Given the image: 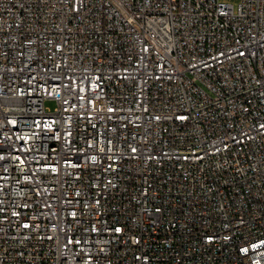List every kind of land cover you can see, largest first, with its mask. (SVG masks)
<instances>
[{"label":"built area","instance_id":"2783aa9c","mask_svg":"<svg viewBox=\"0 0 264 264\" xmlns=\"http://www.w3.org/2000/svg\"><path fill=\"white\" fill-rule=\"evenodd\" d=\"M0 264H264V0H0Z\"/></svg>","mask_w":264,"mask_h":264},{"label":"rangeland","instance_id":"374dc122","mask_svg":"<svg viewBox=\"0 0 264 264\" xmlns=\"http://www.w3.org/2000/svg\"><path fill=\"white\" fill-rule=\"evenodd\" d=\"M222 1L227 2V3H229V4H232V5H234L235 7H237L238 4L240 3V0H222ZM46 106H47L51 111H54L55 108H56V104H55L54 102H48V103L46 104Z\"/></svg>","mask_w":264,"mask_h":264}]
</instances>
